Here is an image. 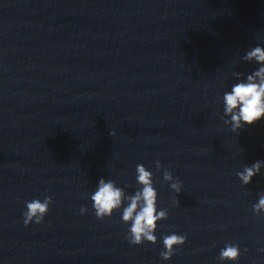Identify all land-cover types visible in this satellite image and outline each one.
<instances>
[{
    "label": "clouds",
    "instance_id": "1",
    "mask_svg": "<svg viewBox=\"0 0 264 264\" xmlns=\"http://www.w3.org/2000/svg\"><path fill=\"white\" fill-rule=\"evenodd\" d=\"M245 61L256 62L260 65L258 70L248 74L241 80V73L236 72L234 76L239 80L235 83L231 91L223 95L225 124H230L234 132H238L245 124L251 125L264 117V47L256 46L247 51L243 57ZM224 117H222L223 119ZM157 169L162 167L160 161H156ZM264 167V161H256L251 166H245L243 171L237 173L243 185L252 182L253 177L258 175ZM136 180L141 186L134 195H127L125 191L118 187L112 180H99L96 191L91 195L92 207L98 220L111 217L113 212L120 210L125 201L127 206H123L121 220L125 224H130L127 239L132 245H142L145 242L155 244L157 237L154 234L158 228V222L168 218L166 209L158 210V193L153 185L152 173L144 165L136 166ZM163 180L170 182L171 189L179 194L181 183L174 178L167 169L163 172ZM130 185H126L128 187ZM174 203H179L175 201ZM52 197L47 196L43 201L33 199L26 202V211L23 213V222L27 227L35 222L37 225L44 221V217L50 210ZM255 214L264 213V194H261L258 203L252 206ZM87 212L86 207L80 208V213ZM186 236L172 233L163 237L164 251L160 253L163 260H170L175 254L176 246H181L186 242ZM238 245L228 244L221 249L219 260L237 261L240 257Z\"/></svg>",
    "mask_w": 264,
    "mask_h": 264
}]
</instances>
